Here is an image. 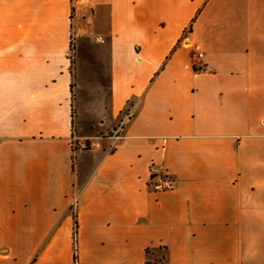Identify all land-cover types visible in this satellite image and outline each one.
I'll return each mask as SVG.
<instances>
[{
	"label": "crops",
	"instance_id": "obj_1",
	"mask_svg": "<svg viewBox=\"0 0 264 264\" xmlns=\"http://www.w3.org/2000/svg\"><path fill=\"white\" fill-rule=\"evenodd\" d=\"M0 264H264V0H0Z\"/></svg>",
	"mask_w": 264,
	"mask_h": 264
},
{
	"label": "built area",
	"instance_id": "obj_2",
	"mask_svg": "<svg viewBox=\"0 0 264 264\" xmlns=\"http://www.w3.org/2000/svg\"><path fill=\"white\" fill-rule=\"evenodd\" d=\"M83 1L85 0H72L74 9L77 3ZM100 41L103 42L102 38H100ZM72 45H73L72 50H74V39H72ZM135 115H136V108L133 106L128 107L123 111L117 127L107 136L111 142V147L109 148V151H112L114 147L124 138V133L126 131V128L130 124V122L134 119ZM92 146L94 148L99 147L98 144H93ZM150 173H151L150 188L152 189V191L165 192V191H170L174 188L173 181L170 178L166 177L163 174V171L158 166L155 165L151 166ZM72 206L76 208L75 203Z\"/></svg>",
	"mask_w": 264,
	"mask_h": 264
},
{
	"label": "rangeland",
	"instance_id": "obj_3",
	"mask_svg": "<svg viewBox=\"0 0 264 264\" xmlns=\"http://www.w3.org/2000/svg\"><path fill=\"white\" fill-rule=\"evenodd\" d=\"M75 61V60H74ZM77 83H74V87L76 86ZM75 92V90H74ZM75 95V93H74ZM77 122H78V118H77ZM83 143V147L81 146V148H83L84 150H90L92 148V144H93V138L89 137V138H85V136L82 138V136H80L79 134H77L76 140L74 142L76 143ZM99 140H103V138L101 136H99ZM76 149H78V147L76 146ZM71 214L75 215L76 214V208L75 207H71ZM75 255V254H74ZM165 256V255H164ZM75 259V258H74Z\"/></svg>",
	"mask_w": 264,
	"mask_h": 264
},
{
	"label": "trees",
	"instance_id": "obj_4",
	"mask_svg": "<svg viewBox=\"0 0 264 264\" xmlns=\"http://www.w3.org/2000/svg\"><path fill=\"white\" fill-rule=\"evenodd\" d=\"M72 49H73V45H72ZM73 218H74L75 227L77 228V226H78L77 215L76 214L73 215ZM75 260H77L76 256H75ZM161 261L166 262V258L163 257Z\"/></svg>",
	"mask_w": 264,
	"mask_h": 264
}]
</instances>
